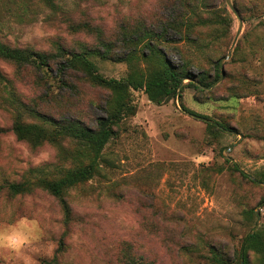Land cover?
Listing matches in <instances>:
<instances>
[{
	"label": "rangeland",
	"instance_id": "374dc122",
	"mask_svg": "<svg viewBox=\"0 0 264 264\" xmlns=\"http://www.w3.org/2000/svg\"><path fill=\"white\" fill-rule=\"evenodd\" d=\"M172 1L53 0L50 7L40 0H0V41L56 55L59 48L97 47L104 38L113 44L112 58L90 59L99 74L120 79L132 48L148 52L124 45L122 33L136 25L162 31L155 21L178 12L168 5ZM230 1L242 16L238 34V19L225 0H197L205 6L196 9L201 17L218 10L229 31L222 22L203 25L193 31L197 43L180 44L169 28L170 40L156 43L171 64L187 66L194 76L204 71L211 84L197 87L189 83L197 79L184 78L181 108L176 95L157 103L143 90H131L135 113L119 122L104 145L99 172L65 189L67 216L36 181L69 167L75 144L64 138L59 146H32L17 139L10 129L17 103L95 127L110 91L81 72L60 78L51 59L44 69L0 59V264H211L212 249L236 259L254 226L247 209L259 206L258 227L264 226V0ZM230 48L223 76L220 67L215 79V63ZM138 65L147 68L139 57ZM202 118L233 132L212 135ZM21 120L39 122L28 111ZM241 171L260 180L252 183ZM11 182H30L31 188L13 194ZM10 234L23 242L6 244Z\"/></svg>",
	"mask_w": 264,
	"mask_h": 264
},
{
	"label": "trees",
	"instance_id": "16d2710c",
	"mask_svg": "<svg viewBox=\"0 0 264 264\" xmlns=\"http://www.w3.org/2000/svg\"><path fill=\"white\" fill-rule=\"evenodd\" d=\"M40 1L47 6H55L53 0ZM196 1L173 0L169 2L168 5L176 6L178 12L171 18L165 17V15L157 18L155 23L157 22L161 26L162 31L160 32H155L154 29L149 27H136V25L122 33L121 40L124 45L134 46L139 44L145 47L148 52L146 54L141 51L133 53L134 49L132 48L124 59L129 66L128 72L120 79L107 78L99 74L96 65L90 59L92 55L102 59L112 58L113 44L104 38L99 40V46L97 47L79 52H68L59 48L56 55L37 53L30 49L14 48L0 41V59L20 65H32L40 69L46 68L49 59H51L57 65L56 69L60 74V78L71 72H81L91 83L110 91V98L105 105V116L96 119L95 127H89L78 119H55L37 110L30 109L27 104L21 101L17 103L20 110L17 111L10 127L17 139L24 140L32 146L41 145L45 142L59 146L60 140L64 138H69L75 144V148L70 155L69 167L61 170L59 175L39 177L36 181L37 185L42 186L59 200L66 216L69 214V205L64 196L65 189L83 183L99 172V160L101 159V151L104 145L116 134L115 127L119 122L135 113L136 107L131 98V90H143L150 100L158 103L177 95V90L182 85L184 78H190L193 81L197 79L196 83L189 82L197 87L201 86L200 83L211 84L212 80L208 82L203 80L210 77L204 71L194 76L188 71L187 66L171 64L156 45L158 42L170 40L166 34L169 28L176 35L173 41L180 44L197 43V38L193 35V31L203 25L222 22L225 31H229L230 23L225 20L224 16L220 15L221 12L215 10L210 13V17L203 18L196 9L200 10V8H205V6H199ZM231 4L235 7L233 3ZM237 11L242 18L239 9ZM214 13L217 14L215 15ZM216 16L218 17L217 19ZM138 57L145 61L146 69L138 65ZM215 67L217 70L216 79L219 77V61L215 63ZM60 83L64 86L67 85L65 79H60ZM179 97H181L180 94ZM24 111L31 112L32 115L38 118L39 122H23L21 117ZM190 112L193 113V111ZM206 126L208 133L212 135L223 133L228 129L223 124L216 122H206ZM226 162L229 163V160H226ZM231 166L234 170H238L234 163ZM240 173L252 183L260 180V178L256 177L251 179L250 176L245 175L242 171ZM8 188L11 193L17 194L29 190L31 183L11 182ZM260 202H264V197L260 199ZM254 208L246 211L249 221H252L253 224H255L254 220L256 218ZM207 260L211 264H264V226L257 227L251 234L247 232L236 254V259L228 258L212 249L209 251Z\"/></svg>",
	"mask_w": 264,
	"mask_h": 264
},
{
	"label": "water",
	"instance_id": "95a60500",
	"mask_svg": "<svg viewBox=\"0 0 264 264\" xmlns=\"http://www.w3.org/2000/svg\"><path fill=\"white\" fill-rule=\"evenodd\" d=\"M225 1H226L227 5H228L229 7H231V9L234 11V14L236 15V17H237V19H238V24H239V25H238V30H237V34H238L239 31H240V28H241V26H242V19H241V17L239 16V14L237 13V11L232 7L231 1H230V0H225ZM231 50H232V48L229 49L228 54H227L226 56H224V57H222V58L220 59V62H219V63H220V67H221V69H222V74L220 75V78H219V79H221V77L223 76V66H222V61H223L224 59H226V58L229 57V55H230V53H231ZM180 87H181V85L179 86V88H178V90H177L176 99H177L178 106L181 108V106H180V100H179ZM194 116H195L196 118H201L200 116H197V115H194ZM202 119L205 120V121H207V122H211V120H209V119H206V118H202ZM227 131H229V132H233L232 130H227ZM231 146H232V145H231ZM231 146H229V147H225V149L229 150ZM226 159H228V160L234 162V160H233L231 157L226 156ZM250 178H251V179H254L252 176H250ZM254 212H255V214H256V222H255V224H254L253 229H252L251 231H249V234H251L254 230H256V228H257L258 225H259V220H260L259 206H256V207L254 208Z\"/></svg>",
	"mask_w": 264,
	"mask_h": 264
},
{
	"label": "clouds",
	"instance_id": "9594fccd",
	"mask_svg": "<svg viewBox=\"0 0 264 264\" xmlns=\"http://www.w3.org/2000/svg\"><path fill=\"white\" fill-rule=\"evenodd\" d=\"M5 243L10 245H15L17 243H22V239L14 234H10L6 237H4Z\"/></svg>",
	"mask_w": 264,
	"mask_h": 264
}]
</instances>
